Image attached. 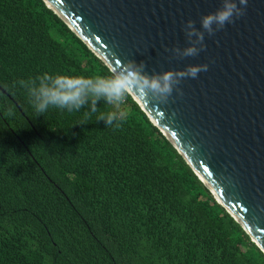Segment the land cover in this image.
Masks as SVG:
<instances>
[{"label": "trees", "instance_id": "1", "mask_svg": "<svg viewBox=\"0 0 264 264\" xmlns=\"http://www.w3.org/2000/svg\"><path fill=\"white\" fill-rule=\"evenodd\" d=\"M109 72L43 0H0V264H264L131 96L105 127L18 84Z\"/></svg>", "mask_w": 264, "mask_h": 264}, {"label": "water", "instance_id": "2", "mask_svg": "<svg viewBox=\"0 0 264 264\" xmlns=\"http://www.w3.org/2000/svg\"><path fill=\"white\" fill-rule=\"evenodd\" d=\"M43 1L111 72L127 60L148 74L207 65L163 103L131 97L264 254V0L202 43L185 22L200 30L221 0ZM189 46L198 54L184 57Z\"/></svg>", "mask_w": 264, "mask_h": 264}, {"label": "clouds", "instance_id": "3", "mask_svg": "<svg viewBox=\"0 0 264 264\" xmlns=\"http://www.w3.org/2000/svg\"><path fill=\"white\" fill-rule=\"evenodd\" d=\"M247 2L248 0H221L219 8L200 18L199 29L202 31L195 29L194 22L188 20L184 25L185 34L197 36L202 43L205 33L211 35L226 23H230L233 17L242 15ZM182 54L184 57L195 56L198 49L189 46ZM144 68L143 61L137 63L135 60H127L106 76L89 78L45 73L34 80H20L18 84L26 90L30 105L37 116H42L52 108L71 113L87 107L88 111L84 113L86 119L95 115L96 121H102L105 127L118 128L126 117L120 105L129 96L135 95L163 103L181 78H195L200 71L207 70V65H188L183 70L152 74L145 72ZM101 100L105 105L112 106L111 110L98 113L96 105Z\"/></svg>", "mask_w": 264, "mask_h": 264}, {"label": "rangeland", "instance_id": "4", "mask_svg": "<svg viewBox=\"0 0 264 264\" xmlns=\"http://www.w3.org/2000/svg\"><path fill=\"white\" fill-rule=\"evenodd\" d=\"M123 110H125V109H123Z\"/></svg>", "mask_w": 264, "mask_h": 264}]
</instances>
